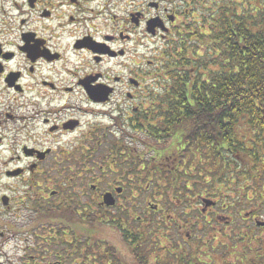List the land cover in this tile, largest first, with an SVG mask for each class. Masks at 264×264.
I'll return each instance as SVG.
<instances>
[{
    "label": "flooded vegetation",
    "instance_id": "1",
    "mask_svg": "<svg viewBox=\"0 0 264 264\" xmlns=\"http://www.w3.org/2000/svg\"><path fill=\"white\" fill-rule=\"evenodd\" d=\"M141 6L0 0V264H113L94 254L112 247L101 229L123 242L127 231L130 243L150 228L152 245L164 240V247L177 231L178 246L191 247L196 229L216 231L220 212L228 213L226 229L235 223L236 210L202 185L184 192L155 186L172 184L186 162L168 153L158 170L157 145L167 149L172 140L142 127L159 99L152 68L186 23L189 0H149L147 14ZM141 137L150 152L144 160ZM142 183L152 185L146 195ZM261 208L241 222L255 221Z\"/></svg>",
    "mask_w": 264,
    "mask_h": 264
},
{
    "label": "trees",
    "instance_id": "2",
    "mask_svg": "<svg viewBox=\"0 0 264 264\" xmlns=\"http://www.w3.org/2000/svg\"><path fill=\"white\" fill-rule=\"evenodd\" d=\"M188 10L187 23L172 35L159 62L153 93L159 99L142 127L158 140H172L157 153L158 170L168 153H182L186 162L183 176L174 175L176 170L172 184L161 179L155 186L164 192L204 186L227 211L236 210L230 216L239 234L226 255L231 264H264V234L259 235L264 228H239L241 214L264 206V0H189ZM151 188L142 183V195ZM129 237L124 232L134 264H150L147 258L154 253L156 264H203L199 258L210 256L201 251L203 242L179 247L177 231L165 247L159 241L152 245L150 228L141 239L128 243ZM93 251L106 262L124 264L113 247ZM223 264L229 263L223 259Z\"/></svg>",
    "mask_w": 264,
    "mask_h": 264
},
{
    "label": "rangeland",
    "instance_id": "3",
    "mask_svg": "<svg viewBox=\"0 0 264 264\" xmlns=\"http://www.w3.org/2000/svg\"><path fill=\"white\" fill-rule=\"evenodd\" d=\"M136 1H135V3H132V2H130V0H125L126 9L127 10H131V8H133V7L135 8L136 5L142 4V6L138 7V9H141L144 14H147L149 12L151 13V10H149V8L147 7V2L149 0H146V1L142 0V1H137V2ZM123 5H124V3H122V6ZM182 22H183V20L180 18V23H182ZM185 22L187 23V20H185ZM160 46L161 45L159 44L158 47H160ZM148 59L153 60L150 57H147V58L143 57V62H145ZM159 62H160V60H159ZM158 66H159V64H158ZM156 68H158V67L155 65L154 68H152V69H156ZM157 87H159V86H157ZM153 88H155V86H153ZM147 104L148 103H146L144 106H147ZM116 137L120 138V135H117ZM139 141H140V138H139ZM142 141H143V138L141 137V145L142 146L140 148H138V149H140L141 153L144 155V157H143V160H144V159H147V155H145V153L146 154H150V152L149 151H145L143 149V145L147 141L145 140V142H143V143H142ZM166 147H167V144H160V145H157V150L159 151V150L164 149ZM183 171H184V169H181L180 167H178V173L179 174L175 173L174 175L183 176ZM224 194L225 195H227V194L228 195H232V194H229V193H226V192H224ZM217 212L219 213V211H217ZM247 213L248 212L241 214V217L244 218V216ZM219 215H220V218H221L220 225H214L213 226V228L217 232L213 231V230H210L208 226H206L204 228V230H203V228L200 229V230L196 229V231H193L191 233V234H193L194 240L192 242H190V244L193 246V245H196V243L198 241L199 242H203V243L206 242V245H203V246L201 245L200 246L201 251H206L207 255H210L211 257H213L212 260L215 261L216 264H223V259H226L227 262L229 264H231L234 260L231 259V257L228 258L229 256H226V255H228V251H229L228 244L231 243L230 240H232V239L234 240V237H233L235 235L234 233H236L238 235L239 231L234 226V223H233L232 227L229 228V230L226 229L228 227V225L225 226L224 222L226 220L225 218L228 216V213L220 212ZM212 217H214V216L212 215ZM256 219L261 221V222H264V211H263V213H259V215H257ZM255 221H252V220L248 219L246 222H241L240 223L241 227H239V228L242 230V232H244V229H243L244 225H248V226L254 225ZM101 232H102V235L100 237L102 239H104L105 242H107L109 245H111L118 252V255L121 257V259L124 260V262H126L127 264H129V261L132 262L130 249L127 247L125 242H123L122 239L120 237H118V235L110 233L106 229H101ZM263 234L264 233L259 232V235H263ZM238 237H237V239H238ZM169 241H171V240H169ZM164 243H166V242L163 241L161 243V245L163 247H164ZM208 245H210V247H213L214 249L210 250V247ZM226 245H227V248L224 249V247ZM206 246H207L208 249L206 248ZM199 254H201V253H199ZM202 261L206 262V263L209 262L208 259H203V258H202Z\"/></svg>",
    "mask_w": 264,
    "mask_h": 264
},
{
    "label": "water",
    "instance_id": "4",
    "mask_svg": "<svg viewBox=\"0 0 264 264\" xmlns=\"http://www.w3.org/2000/svg\"><path fill=\"white\" fill-rule=\"evenodd\" d=\"M108 199V197H106ZM258 226H264V223H258Z\"/></svg>",
    "mask_w": 264,
    "mask_h": 264
}]
</instances>
